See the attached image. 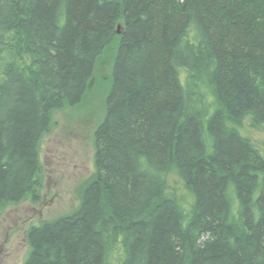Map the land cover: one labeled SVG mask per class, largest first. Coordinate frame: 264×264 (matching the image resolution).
Returning <instances> with one entry per match:
<instances>
[{
    "label": "trees",
    "instance_id": "16d2710c",
    "mask_svg": "<svg viewBox=\"0 0 264 264\" xmlns=\"http://www.w3.org/2000/svg\"><path fill=\"white\" fill-rule=\"evenodd\" d=\"M116 36L94 173L24 264H264V0H0V209Z\"/></svg>",
    "mask_w": 264,
    "mask_h": 264
},
{
    "label": "rangeland",
    "instance_id": "374dc122",
    "mask_svg": "<svg viewBox=\"0 0 264 264\" xmlns=\"http://www.w3.org/2000/svg\"><path fill=\"white\" fill-rule=\"evenodd\" d=\"M117 36L97 61L81 103L51 114V124L38 147L39 199H25L0 209V264H24L27 231L71 213L82 187L94 173L93 132L104 114ZM264 133L252 138L262 143Z\"/></svg>",
    "mask_w": 264,
    "mask_h": 264
}]
</instances>
